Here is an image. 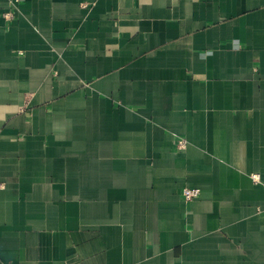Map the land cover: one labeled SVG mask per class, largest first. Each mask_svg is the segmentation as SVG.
I'll return each mask as SVG.
<instances>
[{
  "label": "crops",
  "instance_id": "0c3cea01",
  "mask_svg": "<svg viewBox=\"0 0 264 264\" xmlns=\"http://www.w3.org/2000/svg\"><path fill=\"white\" fill-rule=\"evenodd\" d=\"M263 183L264 0H0V264H264Z\"/></svg>",
  "mask_w": 264,
  "mask_h": 264
},
{
  "label": "built area",
  "instance_id": "2783aa9c",
  "mask_svg": "<svg viewBox=\"0 0 264 264\" xmlns=\"http://www.w3.org/2000/svg\"><path fill=\"white\" fill-rule=\"evenodd\" d=\"M13 2H19V0H11ZM8 15H5V17H7ZM9 19H11L9 17ZM187 146V142L184 140V139H181L178 141V144H177V148L178 149H185ZM252 179L255 183H260V176L259 175H252ZM263 187H264V183H263ZM200 195V190L197 189V188H185L183 191H182V196H183V199L185 200V202L189 203V202H192L194 201L196 198H198Z\"/></svg>",
  "mask_w": 264,
  "mask_h": 264
}]
</instances>
